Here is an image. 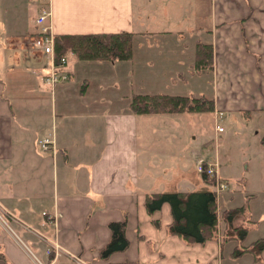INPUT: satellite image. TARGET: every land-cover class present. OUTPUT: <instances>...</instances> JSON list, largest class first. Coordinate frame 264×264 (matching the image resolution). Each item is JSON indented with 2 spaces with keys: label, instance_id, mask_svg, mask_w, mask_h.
<instances>
[{
  "label": "crops",
  "instance_id": "obj_1",
  "mask_svg": "<svg viewBox=\"0 0 264 264\" xmlns=\"http://www.w3.org/2000/svg\"><path fill=\"white\" fill-rule=\"evenodd\" d=\"M176 2L160 7L168 18L155 28L147 26L155 10L148 13L146 0H47L53 36L133 34L130 59H75L50 87L41 81L43 56L19 46L36 32L45 2L30 0L37 13L27 21L22 0H0V264H264V247L251 248L264 238L263 175L244 177L223 203L224 189L215 194V230L202 243L167 231V204L153 215L145 210L148 193L193 192L185 163L195 170L204 158L178 135L179 116L196 112L134 113L133 95L210 100L216 133L224 111L264 110V0H183L180 10ZM198 43L212 49L206 68L195 67ZM196 75H206L208 96ZM146 76L154 87L146 89ZM42 138L52 140L46 150ZM256 138L264 147V136ZM235 208L242 237L220 217ZM119 221L127 246L101 257L108 224Z\"/></svg>",
  "mask_w": 264,
  "mask_h": 264
},
{
  "label": "trees",
  "instance_id": "obj_2",
  "mask_svg": "<svg viewBox=\"0 0 264 264\" xmlns=\"http://www.w3.org/2000/svg\"><path fill=\"white\" fill-rule=\"evenodd\" d=\"M42 5V4H41ZM29 33L28 36L35 35ZM133 34L130 32H99L87 34L54 35L53 51L56 60L70 52L79 61H124L130 59ZM210 44L198 43L195 47V67L206 68L212 58ZM129 109L142 113H182L212 111L210 100L180 95L137 94L129 102ZM209 184L213 180L200 175ZM144 207L149 215L157 213L163 204H167L170 222L167 231L188 243H202L210 238L216 226L214 191L193 192H152L145 195ZM241 208L222 211L220 217L229 227V233L242 237V227H233L242 212ZM151 223L159 225L157 217H151ZM110 239L100 252L101 257L123 250L127 246L124 236V222H110ZM229 235V234H228ZM264 247V238L256 240L251 248L260 250Z\"/></svg>",
  "mask_w": 264,
  "mask_h": 264
},
{
  "label": "rangeland",
  "instance_id": "obj_3",
  "mask_svg": "<svg viewBox=\"0 0 264 264\" xmlns=\"http://www.w3.org/2000/svg\"><path fill=\"white\" fill-rule=\"evenodd\" d=\"M34 1V0H31ZM177 1L175 9L180 10L183 0H146V8L149 13L151 9L155 10L153 20L147 23L148 27L158 28L164 25V21L167 16L163 15V11H160V7L164 4ZM30 0H22V14L26 16L27 21L33 19L37 11L33 6L29 4ZM180 6H179V5ZM176 15V11L173 12ZM172 15V16H174ZM173 22V21H172ZM170 24V23H169ZM172 28V27H169ZM32 36L22 37L19 42L20 47H26L31 53L36 56L29 47V40ZM64 64L61 66L62 70L69 69L71 63L75 60L70 52H67L64 56ZM44 62V60H43ZM43 64V63H42ZM201 75H204L203 73ZM213 79V77H212ZM146 89L154 87L152 79L146 76L145 78ZM195 86L201 85L200 90L206 96L209 86L206 82V75L204 77H198L193 79ZM205 80V81H204ZM153 84V85H152ZM183 117V118H182ZM216 123L222 126V133L214 132V121L211 111L196 112L191 115L179 116L178 124H182V130H178V135L181 141L193 146L195 152L208 161L216 162L217 175L220 179L227 178L226 188L221 192L222 203L227 200L226 197H230V192L240 188L244 177H249L253 181L257 177H264V147L257 146L259 139L264 136V110H249V111H224L220 119H217ZM151 124L149 123V126ZM165 123L163 124V126ZM216 126V125H215ZM257 131V135L254 132ZM209 144V146H205ZM168 160V158H166ZM258 161L260 164L258 165ZM186 164L185 171L192 185L190 190L194 191L197 187L196 183H202L206 188L213 189L214 186L210 184H204L200 175H198L193 167V163ZM195 181V183H194ZM226 181V180H225ZM232 196V195H231ZM233 204H239L238 200L241 199L240 195H233ZM229 199V198H228ZM221 208V207H219Z\"/></svg>",
  "mask_w": 264,
  "mask_h": 264
},
{
  "label": "built area",
  "instance_id": "obj_4",
  "mask_svg": "<svg viewBox=\"0 0 264 264\" xmlns=\"http://www.w3.org/2000/svg\"><path fill=\"white\" fill-rule=\"evenodd\" d=\"M45 2V6H42L37 14L34 22L36 26V34L29 40L30 49L43 56V64L41 66V81L52 87L55 83L64 80L66 74L63 73L61 66L64 64V57H60L59 60L55 59L53 51V34L50 32L49 25L46 20L49 18V10L46 7L47 0H40ZM221 113H218V117ZM216 131H221V126L216 125ZM52 143L49 138H42L38 141L39 147L42 150H46ZM195 170L199 175H205L213 180L214 193H217L226 188V182L220 179L217 175L216 165L211 162H207L202 158L197 157L194 160ZM48 254V251H46ZM35 264H51L49 262H42L41 260L34 258Z\"/></svg>",
  "mask_w": 264,
  "mask_h": 264
}]
</instances>
